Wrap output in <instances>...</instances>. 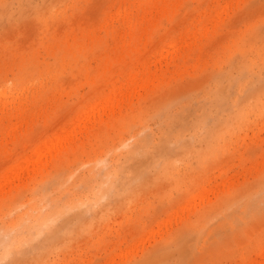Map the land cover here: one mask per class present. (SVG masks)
Listing matches in <instances>:
<instances>
[{
    "label": "rangeland",
    "instance_id": "rangeland-1",
    "mask_svg": "<svg viewBox=\"0 0 264 264\" xmlns=\"http://www.w3.org/2000/svg\"><path fill=\"white\" fill-rule=\"evenodd\" d=\"M263 256L264 0H0V264Z\"/></svg>",
    "mask_w": 264,
    "mask_h": 264
},
{
    "label": "bare ground",
    "instance_id": "bare-ground-1",
    "mask_svg": "<svg viewBox=\"0 0 264 264\" xmlns=\"http://www.w3.org/2000/svg\"><path fill=\"white\" fill-rule=\"evenodd\" d=\"M136 79V78H135ZM136 83V82H135ZM115 92H116V90H115ZM117 95H120V94H117ZM113 99V98H112ZM70 136V135H69ZM67 138V137H66ZM57 141V140H56ZM66 141V140H65ZM54 143V142H53ZM62 143V142H61ZM57 144V143H56ZM59 144V143H58ZM42 146V145H41ZM55 146V145H54ZM56 147V146H55ZM59 148V147H58ZM44 149V148H43ZM49 149H50V147H49ZM44 150H46V149H44ZM56 150V149H55ZM46 152H43V151H40V150H34V151H32L31 152V155L30 156H28V157H26V159L24 160V162H25V165L27 164V168H25L24 170L25 171H28V165H30L31 166V168L32 167H36V166H39L40 165V163L42 162V159L43 158H45V156H47L46 154H45ZM48 154V153H47ZM51 154V153H50ZM49 157V156H48ZM46 159V158H45ZM44 160V159H43ZM24 166V165H23ZM26 167V166H25ZM36 169V168H35ZM19 171V170H18ZM30 171V170H29ZM28 171V172H29ZM36 171V170H35ZM32 172V171H31ZM133 172H134V170H133ZM30 173V172H29ZM9 174H11V173H9ZM21 174V173H20ZM27 174V173H26ZM8 176V175H7ZM15 178V177H14ZM11 180V179H10ZM17 180V179H16ZM2 181V180H1ZM13 182V181H12ZM11 183V182H10ZM119 182H116V181H114L113 179H107V181L104 183V185H106V187H104V189H103V191H102V194H106L107 192H108V190H110V192L113 190H115V191H121L122 190V188H124L123 186H121V183L120 184H118ZM8 184V183H7ZM57 186H60L61 185V183H57L56 184ZM1 186H5V185H1ZM114 191V192H115ZM181 251V250H180ZM261 252H259V254H260ZM258 254V255H259ZM262 254V253H261ZM260 256V255H259ZM262 257V256H261ZM264 257V256H263Z\"/></svg>",
    "mask_w": 264,
    "mask_h": 264
}]
</instances>
